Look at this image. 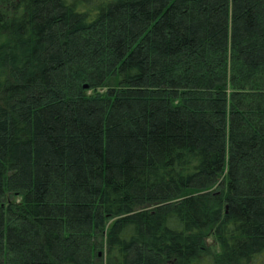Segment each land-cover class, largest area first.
<instances>
[{
    "label": "trees",
    "instance_id": "obj_1",
    "mask_svg": "<svg viewBox=\"0 0 264 264\" xmlns=\"http://www.w3.org/2000/svg\"><path fill=\"white\" fill-rule=\"evenodd\" d=\"M0 264H264V0H0Z\"/></svg>",
    "mask_w": 264,
    "mask_h": 264
}]
</instances>
